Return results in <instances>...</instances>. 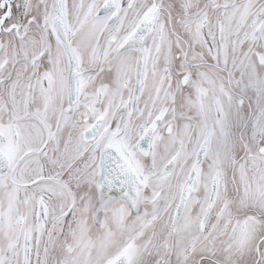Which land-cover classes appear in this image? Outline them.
I'll use <instances>...</instances> for the list:
<instances>
[{
	"label": "snow or ice",
	"instance_id": "1",
	"mask_svg": "<svg viewBox=\"0 0 264 264\" xmlns=\"http://www.w3.org/2000/svg\"><path fill=\"white\" fill-rule=\"evenodd\" d=\"M0 264H264V0H0Z\"/></svg>",
	"mask_w": 264,
	"mask_h": 264
}]
</instances>
